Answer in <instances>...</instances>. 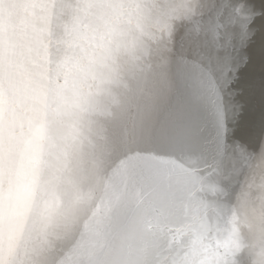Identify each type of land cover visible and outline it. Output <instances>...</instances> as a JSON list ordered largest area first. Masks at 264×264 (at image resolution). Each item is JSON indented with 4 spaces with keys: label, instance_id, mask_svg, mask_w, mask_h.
<instances>
[{
    "label": "snow or ice",
    "instance_id": "6c2138e0",
    "mask_svg": "<svg viewBox=\"0 0 264 264\" xmlns=\"http://www.w3.org/2000/svg\"><path fill=\"white\" fill-rule=\"evenodd\" d=\"M206 6L0 0V264H264V203L221 179L215 82L194 66L195 99L176 101L144 75ZM168 225L182 257L161 253Z\"/></svg>",
    "mask_w": 264,
    "mask_h": 264
},
{
    "label": "water",
    "instance_id": "95a60500",
    "mask_svg": "<svg viewBox=\"0 0 264 264\" xmlns=\"http://www.w3.org/2000/svg\"><path fill=\"white\" fill-rule=\"evenodd\" d=\"M207 1V4L211 2ZM215 1L216 8L210 12L214 18L221 9L226 11L228 16L224 18L223 23H218L221 28L218 25V28H211L213 24L206 23L201 29L205 31L206 38L212 37L211 45L208 41L205 48L212 46L214 53H220V58L216 59L213 54L210 61L205 55V58H199L198 62L219 89L217 103L221 108V120L224 117L223 106H226V103L230 105L229 120L225 123L228 128V143L225 145L220 164L221 179L229 190L235 189L233 203L243 191L249 206L254 205L258 209L264 203V96L259 95H262L264 89H257L255 93L254 87L258 77L264 82V0ZM249 22L250 27L244 33V25ZM135 24L133 19L132 27H135ZM53 46H56L55 39ZM169 50L170 48L161 53L166 55ZM125 79L129 85L135 86L136 81L131 73H126ZM52 81L54 86L64 84L63 78L57 79L55 75ZM123 91L122 88L114 87L115 95ZM95 119L103 122L105 117L97 115ZM233 143L244 144L250 159L233 155ZM80 230H84L83 224L80 225ZM162 230L167 233L166 240L161 237L160 241V250L164 256L171 258L179 253L182 257L189 251L186 245H177L173 240V226H162ZM244 230L246 229L242 228V231ZM176 239L185 241L187 236H179ZM216 242L214 233H209L202 241L209 248L214 247Z\"/></svg>",
    "mask_w": 264,
    "mask_h": 264
},
{
    "label": "bare ground",
    "instance_id": "6f19581e",
    "mask_svg": "<svg viewBox=\"0 0 264 264\" xmlns=\"http://www.w3.org/2000/svg\"><path fill=\"white\" fill-rule=\"evenodd\" d=\"M216 4L215 0H211L204 8V15L197 16L195 22L187 24L180 31L174 46L170 47L169 53L166 55L164 53L157 54L153 58L151 66L145 69V77L151 78L153 83L157 79H163L167 82V87L176 101H180L183 98L195 99L193 94L199 86L198 73L194 74L191 78H189L188 74L194 72V66L202 69L201 63L198 62L199 58H205L206 55V58H209L211 61L213 54L216 59L220 58V53H214L212 46L205 48L208 41L211 45L212 37L206 38L205 31L201 29L206 23L213 24L211 28L217 27V25L221 28L218 23H223L224 18L228 15L226 11L221 9L214 18L213 13L211 14L210 12L216 8ZM262 49L264 50V47ZM199 50L201 51L199 52ZM254 88L255 93L257 89H264V82L261 80V77L257 78ZM259 95L263 97L264 92H262V95L259 93ZM227 99L229 100L228 94ZM223 109L224 117L222 121L226 123L229 120L230 105L226 103Z\"/></svg>",
    "mask_w": 264,
    "mask_h": 264
}]
</instances>
